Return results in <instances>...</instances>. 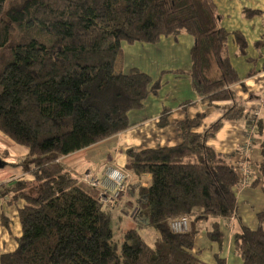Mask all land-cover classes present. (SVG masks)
<instances>
[{
	"label": "trees",
	"instance_id": "16d2710c",
	"mask_svg": "<svg viewBox=\"0 0 264 264\" xmlns=\"http://www.w3.org/2000/svg\"><path fill=\"white\" fill-rule=\"evenodd\" d=\"M219 18L213 0H0V51L7 49L9 58L0 65V132L27 150L22 165L31 175L9 188L0 184L1 197L11 193L24 200L16 247L0 254V264H202L201 249L195 250L199 225L218 245L216 264H225L221 226L235 216L243 179L230 155L214 151L207 140L224 121L247 127L258 122L259 134L262 119H254L232 89L241 78L227 54V40L232 34L240 54L246 41L218 26ZM31 30L42 35L22 41ZM181 33L192 37L191 63L186 72H174L187 75L208 105L228 103L201 132L196 129L205 113L178 121L177 145L125 150V171L149 175L146 186L138 185L131 217L154 236L149 244L136 227L129 228L118 250L110 204L100 202L98 191L59 158L127 129L128 113L158 93L160 78L136 67L116 69L122 44H155ZM263 45L264 40L256 41V48ZM209 55L217 76L206 72ZM165 110L159 126L167 124ZM259 156L250 186H260L264 195V137ZM179 217L189 220L186 232L169 226ZM256 218V228L238 223L232 233L231 247L242 264H264V205ZM0 221L7 224L1 213Z\"/></svg>",
	"mask_w": 264,
	"mask_h": 264
},
{
	"label": "crops",
	"instance_id": "0c3cea01",
	"mask_svg": "<svg viewBox=\"0 0 264 264\" xmlns=\"http://www.w3.org/2000/svg\"><path fill=\"white\" fill-rule=\"evenodd\" d=\"M213 2L220 15L218 26L229 33H240L246 41L245 54H240L232 34L227 40V54L241 78V82L233 84L232 89L250 111L252 117L257 121L262 119V130L258 134L255 128L257 126L247 127L242 122L224 121L216 134L207 140V145L220 154L230 155L231 165L248 169L247 182L238 189L236 200L238 197L243 199L251 210L255 207L254 204L259 205V212L264 205L262 199L261 202H258L261 196L259 193L253 196L252 192L248 190L256 187L250 186L257 173L252 165H256L260 160L259 143L264 134V118H262L264 112V45L256 48V41L264 40V0H213ZM243 9L261 10L262 13L246 17ZM192 42L190 35L181 33L176 38L162 37L155 44L135 43L137 47H134L135 44L122 45L126 50L131 48L130 52L133 49L136 50L133 53L135 59L131 57L132 54L126 55L130 58L123 71L136 67L150 75L152 79L160 78L161 87L158 93L148 96L141 109L128 113L131 126L127 129L61 156L59 162L77 177L86 171L100 177L106 166H114L125 171V150L128 147L142 150L177 145L181 142L177 122L185 117H194L196 113H205L200 126L196 129L197 132H201L215 121L222 114L220 106L228 102H214L208 105L206 100H202L192 90L187 75L174 72L189 70ZM127 45L128 47H125ZM232 55L235 58L241 57L245 62L244 65L240 59L235 62ZM131 62L132 65H129ZM213 66L215 71L210 77L219 74L214 63ZM251 70L256 73L247 76L246 73ZM241 84L244 85L245 90H242ZM258 107L260 111L255 116L254 112ZM163 109H166L167 124L159 126V116ZM26 153L27 150L23 146L14 143L0 132V160L3 162V166L0 167V184L5 183V186L9 188L17 180H31V175L22 165V159ZM6 160L9 167H5ZM127 173L130 177L129 188L118 201L111 203L108 207H115L131 218L137 204L138 185L146 186L149 175L135 176L130 172ZM23 203L22 198H11V193L0 196V213L5 216L7 222V224H3L0 221V254L11 252L16 247V238L21 233L18 209ZM238 223H242V221L236 209L235 216L231 217L229 223V226H233V231L228 234L229 245L227 249L225 248L223 256L220 252V255L225 259V264H229L231 258L232 233L237 229ZM199 228L203 229L200 225ZM198 249L202 251L203 247L195 243V250ZM215 251H217V247ZM236 258L239 257H235L232 263L242 264Z\"/></svg>",
	"mask_w": 264,
	"mask_h": 264
},
{
	"label": "rangeland",
	"instance_id": "374dc122",
	"mask_svg": "<svg viewBox=\"0 0 264 264\" xmlns=\"http://www.w3.org/2000/svg\"><path fill=\"white\" fill-rule=\"evenodd\" d=\"M41 35H42L41 33H38L35 30L34 31L31 30V31L25 33L24 36L21 37V38H22V41H23V40L29 39L30 37H39L40 38ZM122 45H126V44L123 43ZM136 45L137 44H135L134 47H137ZM125 47H128V45L125 46ZM130 49L131 48H127V50H126L124 47H121L119 55H118V57L116 59V69L120 68L121 70H123L125 68L127 60H129V58H130V57H126V55L129 56V55L132 54L131 57L133 59H135L133 53L136 50L133 49L132 52H130ZM6 50L7 49L0 51V65L8 62V60H9V58L7 56L8 53L6 52ZM232 57L235 60V62H236V60L240 59V62L244 65L245 62L242 60L241 57L240 58H235L234 55H232ZM207 58H208V62H209V68L206 70V72H207V74L209 76H212L214 74L215 68L213 66V61H212L210 55H209V57L207 56ZM129 65H132V62ZM256 111H257V113L260 111L259 107L257 108ZM262 118H264V112L262 114ZM252 125L253 126H257L254 121H253ZM255 128L258 131V128L257 127H255ZM6 162H7V164H5V167H9V163H8L7 160H6ZM19 165H20V163H19ZM252 168L254 169L255 165H252ZM126 175H127L126 176L127 180H126L125 184H126V190H127L129 188V182L128 181H129L130 177H129V173H127V172H126ZM3 184H5V183H1V185H3ZM85 186H88V185L85 184ZM90 188L91 189H95L97 191L96 188H93V187H90ZM248 191H251L253 196L255 194L259 193L261 198H260V200L258 202H261V199H262L263 204H264V195H263V193L261 191L260 186H256L252 190L250 189ZM121 196H119V198ZM118 199H116L114 202L118 201ZM254 206L255 207H253V210H251L246 205V203H244L243 199H241L239 197L237 199V210H238V214L240 216V219L242 221V224H244L245 226H248L250 228H256L257 227L256 213L258 212L260 207L257 204L256 205L254 204ZM109 209H110V227H111V230H112V233H113V239L112 240H113V242H115L117 244L118 250L120 249V246H121V243H122V234H123V232L125 230H127L129 228H133V227H136L139 230L140 235L144 238V240L146 242H148L149 244L152 243V238H153L152 236H154V232H153V230L151 228L137 226V223H135L134 218H132V217L129 218L125 213H123L121 210L116 209L115 207H111ZM200 226L203 227V225H200ZM197 227L199 228V226H197ZM232 228H233V226H229V225L227 226L225 224H222V226H221V230H222V232L224 234L222 250H221V255L222 256L225 254V248L227 249V247L229 245V243H228V234H230L231 231H233ZM236 228H237V226H236ZM198 230H199V232H198V235H197V238H196V243L198 244V246L203 247L202 251L198 254V257L200 258L202 264H216L215 259H214V253L217 252L215 250H216V247L218 248V245L216 243H214V242H211V240H209V238H207L204 228L203 229L199 228ZM230 255H231V258H230L229 264H235V263H232V261L237 256L233 253L232 250H230ZM236 259H238V261L241 262L239 258H236Z\"/></svg>",
	"mask_w": 264,
	"mask_h": 264
},
{
	"label": "built area",
	"instance_id": "2783aa9c",
	"mask_svg": "<svg viewBox=\"0 0 264 264\" xmlns=\"http://www.w3.org/2000/svg\"><path fill=\"white\" fill-rule=\"evenodd\" d=\"M257 116V111L254 112ZM242 174L243 184L247 182L248 169L246 167H239ZM126 173L114 166H106L100 177L93 173L86 171L79 177V180L89 187L96 188L98 191V199L104 204H111L126 192ZM1 189V186H0ZM169 226L175 233L186 232L190 227L189 220L186 217H179L170 220Z\"/></svg>",
	"mask_w": 264,
	"mask_h": 264
},
{
	"label": "water",
	"instance_id": "95a60500",
	"mask_svg": "<svg viewBox=\"0 0 264 264\" xmlns=\"http://www.w3.org/2000/svg\"><path fill=\"white\" fill-rule=\"evenodd\" d=\"M3 166V162L0 160V167H2Z\"/></svg>",
	"mask_w": 264,
	"mask_h": 264
}]
</instances>
